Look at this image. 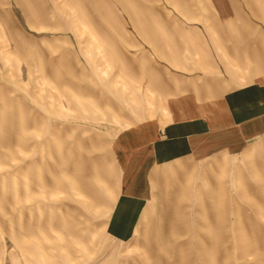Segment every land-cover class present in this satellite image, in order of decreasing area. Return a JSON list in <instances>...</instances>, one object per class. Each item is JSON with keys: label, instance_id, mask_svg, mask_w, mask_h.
Listing matches in <instances>:
<instances>
[{"label": "rangeland", "instance_id": "rangeland-1", "mask_svg": "<svg viewBox=\"0 0 264 264\" xmlns=\"http://www.w3.org/2000/svg\"><path fill=\"white\" fill-rule=\"evenodd\" d=\"M239 7L0 0V264H264V149L184 153L144 185L142 126L249 69ZM126 173L146 201L120 198Z\"/></svg>", "mask_w": 264, "mask_h": 264}, {"label": "crops", "instance_id": "crops-1", "mask_svg": "<svg viewBox=\"0 0 264 264\" xmlns=\"http://www.w3.org/2000/svg\"><path fill=\"white\" fill-rule=\"evenodd\" d=\"M259 1L261 10L254 0H240V11L246 6L250 13L249 19L244 22L240 19L241 26L246 27L244 38H239L238 41L240 53L243 52L240 58L247 61L249 69L236 74L227 73L226 70L204 74L197 89L183 85L180 92L171 99L177 102L188 97V102L183 106L189 109L184 115L167 120L161 125L153 123L142 126L141 150L149 162L144 175V185L147 187H151L149 181L160 172L157 167L171 163V158L184 153L189 158L198 160L221 150L231 149L240 153L254 145L259 151L264 149V30L258 32L256 27L259 18H264V0ZM258 24L261 28L264 27V23ZM247 26L251 30L248 31ZM252 27L258 33L254 37L249 35V32H253ZM206 84L213 91L201 89ZM194 109L196 110L191 112ZM125 177L120 198L128 202L146 201L150 192L132 190L134 185L131 173H126ZM124 216L129 215L117 214L116 217ZM132 217L138 218L135 214Z\"/></svg>", "mask_w": 264, "mask_h": 264}, {"label": "bare ground", "instance_id": "bare-ground-1", "mask_svg": "<svg viewBox=\"0 0 264 264\" xmlns=\"http://www.w3.org/2000/svg\"><path fill=\"white\" fill-rule=\"evenodd\" d=\"M263 41H264V40H263ZM263 41H262V42H263ZM260 43H261V42H260ZM259 46H260V45H259ZM263 47H264V46H263ZM259 49H260V48H259ZM262 69H263V68H262ZM263 72H264V71H263Z\"/></svg>", "mask_w": 264, "mask_h": 264}]
</instances>
